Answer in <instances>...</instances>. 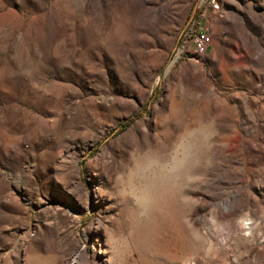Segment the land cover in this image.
<instances>
[{"label": "rangeland", "instance_id": "obj_1", "mask_svg": "<svg viewBox=\"0 0 264 264\" xmlns=\"http://www.w3.org/2000/svg\"><path fill=\"white\" fill-rule=\"evenodd\" d=\"M71 261L264 264V0H0V264Z\"/></svg>", "mask_w": 264, "mask_h": 264}, {"label": "built area", "instance_id": "obj_2", "mask_svg": "<svg viewBox=\"0 0 264 264\" xmlns=\"http://www.w3.org/2000/svg\"><path fill=\"white\" fill-rule=\"evenodd\" d=\"M210 32L197 29L193 43L195 51L203 54L205 52V46L209 44Z\"/></svg>", "mask_w": 264, "mask_h": 264}, {"label": "bare ground", "instance_id": "obj_3", "mask_svg": "<svg viewBox=\"0 0 264 264\" xmlns=\"http://www.w3.org/2000/svg\"><path fill=\"white\" fill-rule=\"evenodd\" d=\"M84 256H85V251H84V250H82V251L80 252L79 256H78V255L76 256V258H77V260H78V258H79V257H82V258H84ZM76 263H78V262H76ZM70 264H72V261H71V263H70Z\"/></svg>", "mask_w": 264, "mask_h": 264}, {"label": "trees", "instance_id": "obj_4", "mask_svg": "<svg viewBox=\"0 0 264 264\" xmlns=\"http://www.w3.org/2000/svg\"><path fill=\"white\" fill-rule=\"evenodd\" d=\"M84 162L82 161L81 164H83Z\"/></svg>", "mask_w": 264, "mask_h": 264}]
</instances>
